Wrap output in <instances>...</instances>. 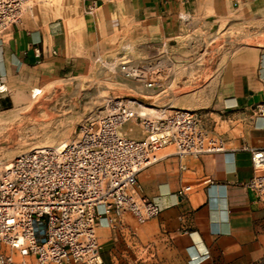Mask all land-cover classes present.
<instances>
[{"label": "crops", "instance_id": "0c3cea01", "mask_svg": "<svg viewBox=\"0 0 264 264\" xmlns=\"http://www.w3.org/2000/svg\"><path fill=\"white\" fill-rule=\"evenodd\" d=\"M84 9L78 31L24 20L0 35L8 90L42 65L75 73L98 56L115 59L117 30L133 26L147 39V63L179 70L165 102L198 111L224 147L182 157L166 149L139 173L141 195L161 212L99 227L103 264H264V201L246 185L254 169L244 148L264 147V0H85ZM192 77L200 89L172 100L174 84Z\"/></svg>", "mask_w": 264, "mask_h": 264}, {"label": "built area", "instance_id": "2783aa9c", "mask_svg": "<svg viewBox=\"0 0 264 264\" xmlns=\"http://www.w3.org/2000/svg\"><path fill=\"white\" fill-rule=\"evenodd\" d=\"M28 1L0 0V35L22 22ZM95 8L94 3L88 11ZM167 67L164 60L144 65L125 56L119 63L125 79L148 91L166 90L174 75ZM7 91L0 75V93ZM134 120L142 129L140 139L122 132ZM244 148L254 169L246 185L264 201V147ZM166 149L180 157L224 151L198 111L115 96L81 124L66 147L43 146L15 157L0 174V264H16L17 255L34 257L37 264H103L99 227L116 228L125 214L139 223L160 214V207L141 195L138 175Z\"/></svg>", "mask_w": 264, "mask_h": 264}, {"label": "rangeland", "instance_id": "374dc122", "mask_svg": "<svg viewBox=\"0 0 264 264\" xmlns=\"http://www.w3.org/2000/svg\"><path fill=\"white\" fill-rule=\"evenodd\" d=\"M84 1L30 0L23 11L22 22L26 20L37 25L60 22L69 31H78L85 14ZM118 1L122 4L123 0ZM146 41L145 36L127 25L126 29L117 30L113 40L115 50L111 57L115 59L98 56L75 73H51L49 66L42 65L27 73L20 84L2 93L5 97H0V103L5 102L0 104V174L7 164L22 153L73 140L81 124L101 113L109 97H138L150 105H167L165 99L169 92L145 90L143 85L125 79L119 71L121 56L147 65L148 57L143 51ZM178 71L173 66L167 67V73ZM180 77L181 73L177 81ZM197 81L192 77V84L183 89L174 90V84L172 100L193 96L200 89ZM166 82L168 87V80ZM35 88L41 92L32 96ZM175 105L185 106L183 103ZM122 132L135 139L143 137L138 120L123 126ZM15 259L16 264H37L34 257L23 259L17 255Z\"/></svg>", "mask_w": 264, "mask_h": 264}, {"label": "bare ground", "instance_id": "6f19581e", "mask_svg": "<svg viewBox=\"0 0 264 264\" xmlns=\"http://www.w3.org/2000/svg\"><path fill=\"white\" fill-rule=\"evenodd\" d=\"M99 87V86H98ZM34 94H37L38 92H40L41 90L38 88V89H34ZM158 91V90H156ZM69 144V142H62L60 145L63 146V147H66L67 145ZM10 164V163H9ZM9 164L6 165L7 168H9Z\"/></svg>", "mask_w": 264, "mask_h": 264}]
</instances>
